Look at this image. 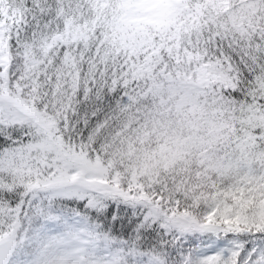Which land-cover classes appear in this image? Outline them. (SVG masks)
I'll return each mask as SVG.
<instances>
[{
	"label": "snow or ice",
	"instance_id": "1",
	"mask_svg": "<svg viewBox=\"0 0 264 264\" xmlns=\"http://www.w3.org/2000/svg\"><path fill=\"white\" fill-rule=\"evenodd\" d=\"M0 264H264V0H0Z\"/></svg>",
	"mask_w": 264,
	"mask_h": 264
}]
</instances>
